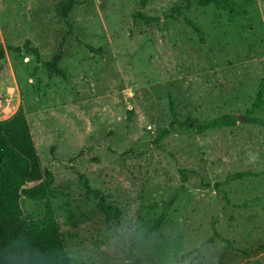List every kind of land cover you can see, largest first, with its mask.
Masks as SVG:
<instances>
[{
	"label": "rangeland",
	"instance_id": "1",
	"mask_svg": "<svg viewBox=\"0 0 264 264\" xmlns=\"http://www.w3.org/2000/svg\"><path fill=\"white\" fill-rule=\"evenodd\" d=\"M60 1L0 0V121L24 110L42 170L53 175L49 199L72 264H264V176L215 188L264 171V128L238 120L156 142L172 121L169 96L194 124L250 110L264 86V0H250L240 17L197 0H148L145 13L162 18L150 26L134 22L141 0H79L71 27ZM180 7L183 16L166 19ZM27 40L44 62L62 53L67 77L9 50ZM255 115L264 119V107ZM249 151L259 154L255 165ZM80 175L119 219L107 221ZM23 207L26 218L43 213L42 201L25 198Z\"/></svg>",
	"mask_w": 264,
	"mask_h": 264
},
{
	"label": "trees",
	"instance_id": "2",
	"mask_svg": "<svg viewBox=\"0 0 264 264\" xmlns=\"http://www.w3.org/2000/svg\"><path fill=\"white\" fill-rule=\"evenodd\" d=\"M79 0H61L57 9L58 16L65 20L69 27L70 14L74 8L79 5ZM201 7L213 5L217 10L229 13L233 16L240 17L248 15L250 0L236 2L233 0H197ZM148 0H141L140 8L134 15V22L145 25L160 24L162 18L149 16L145 13ZM176 16H168L166 19L176 20L183 16L181 7L175 9ZM189 26L199 33L201 39L203 35L200 33L199 27L189 19H186ZM88 50L93 54H102V48H94L87 46ZM22 49L35 56L38 63L48 72L66 78L65 71L60 67L63 60L62 53H58L49 61H42L41 53L38 48L32 46L31 41L27 40L22 47H9L14 53H21ZM5 58V49L0 47V61ZM2 70V68H0ZM264 107V86H260L257 97L250 110L246 113V123L253 124L264 128V119L255 115L257 111ZM169 109L172 116L171 123L160 130L157 143L169 136L172 131L187 130L203 135L209 131L220 130L224 128H233L237 125L238 118L233 114H224L216 117L204 124H194L190 120H182L176 111V103L173 97L169 96ZM133 110L129 111L128 121L133 119ZM183 183L187 181L185 170H181ZM264 176L262 172H241L232 174L225 182L215 185L220 189L229 181H238L248 178H256ZM80 181L88 194L98 200L100 210L106 215L108 222H113L120 218L121 211L118 207L107 205L105 197L101 191L92 189L86 176L80 175ZM54 179L49 170H42L38 157L37 148L30 130L27 116L23 109L13 115L11 118L0 121V246H4L16 239L18 236H26L32 238L35 243L45 247H58L64 245L61 252L62 260L57 264H72L71 258L66 251L63 233L55 216L50 197L56 194L53 187ZM224 198L229 202L226 192ZM43 202V213L38 218H26L23 207L24 199ZM175 198L162 205V214L156 221L153 231L158 232L171 210ZM74 216L70 214L69 221L73 225L77 223L73 220ZM214 235L218 237V233L214 231Z\"/></svg>",
	"mask_w": 264,
	"mask_h": 264
},
{
	"label": "clouds",
	"instance_id": "3",
	"mask_svg": "<svg viewBox=\"0 0 264 264\" xmlns=\"http://www.w3.org/2000/svg\"><path fill=\"white\" fill-rule=\"evenodd\" d=\"M247 158L251 165H255L260 159L259 154L253 151L247 153ZM63 249V244L45 247L35 243L32 238L21 235L0 246V264H57L62 260Z\"/></svg>",
	"mask_w": 264,
	"mask_h": 264
},
{
	"label": "water",
	"instance_id": "4",
	"mask_svg": "<svg viewBox=\"0 0 264 264\" xmlns=\"http://www.w3.org/2000/svg\"><path fill=\"white\" fill-rule=\"evenodd\" d=\"M238 120L246 121V117L242 115L237 116Z\"/></svg>",
	"mask_w": 264,
	"mask_h": 264
}]
</instances>
